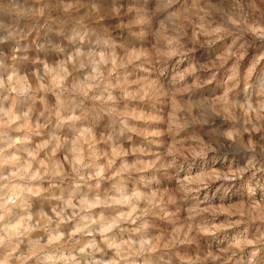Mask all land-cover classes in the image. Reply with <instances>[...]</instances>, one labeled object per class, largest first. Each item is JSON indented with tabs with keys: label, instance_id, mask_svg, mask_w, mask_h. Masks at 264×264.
<instances>
[{
	"label": "clouds",
	"instance_id": "obj_1",
	"mask_svg": "<svg viewBox=\"0 0 264 264\" xmlns=\"http://www.w3.org/2000/svg\"><path fill=\"white\" fill-rule=\"evenodd\" d=\"M0 264H264V0H0Z\"/></svg>",
	"mask_w": 264,
	"mask_h": 264
}]
</instances>
